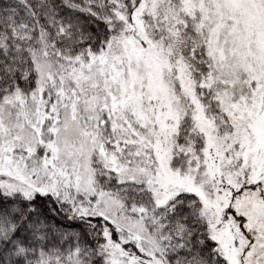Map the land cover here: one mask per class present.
Segmentation results:
<instances>
[{
    "label": "snow or ice",
    "instance_id": "obj_1",
    "mask_svg": "<svg viewBox=\"0 0 264 264\" xmlns=\"http://www.w3.org/2000/svg\"><path fill=\"white\" fill-rule=\"evenodd\" d=\"M0 264H264V0H0Z\"/></svg>",
    "mask_w": 264,
    "mask_h": 264
}]
</instances>
